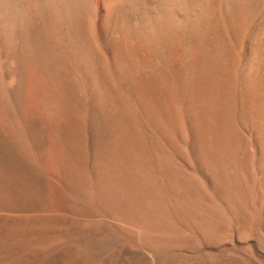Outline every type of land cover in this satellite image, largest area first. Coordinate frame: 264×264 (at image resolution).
Segmentation results:
<instances>
[{
	"label": "bare ground",
	"instance_id": "6f19581e",
	"mask_svg": "<svg viewBox=\"0 0 264 264\" xmlns=\"http://www.w3.org/2000/svg\"><path fill=\"white\" fill-rule=\"evenodd\" d=\"M254 20L248 65L255 72L237 89L224 70L234 64L227 56L233 48L223 33L207 42L198 29L218 22L238 40ZM238 102L256 153L242 143ZM135 120L150 123L168 153L183 157L189 150L223 207L203 204L202 192L193 193L199 180L173 169L164 186ZM46 128L58 132L59 142L52 148L56 175L40 188L45 219L35 235L36 260L237 264L200 252L223 241L259 242L264 233V0H0V207L16 202L18 188L4 169L7 139L18 131L35 150ZM160 160L169 169V160ZM100 213L121 227L111 234L100 223L111 228L99 237V225L83 224L81 239L51 229L68 215Z\"/></svg>",
	"mask_w": 264,
	"mask_h": 264
},
{
	"label": "rangeland",
	"instance_id": "374dc122",
	"mask_svg": "<svg viewBox=\"0 0 264 264\" xmlns=\"http://www.w3.org/2000/svg\"><path fill=\"white\" fill-rule=\"evenodd\" d=\"M234 1L238 2L239 0H234ZM150 5H152V3H150ZM145 6H146V8L149 7V5H145ZM151 7H153V6H151ZM140 15L137 18L140 17L139 19H141L142 18L141 16H143V15H141V16ZM135 20L136 19H134V21ZM135 23H138V20H136ZM92 25H93L94 29H96L99 26V18L92 19ZM198 30H199V33H201L200 37L205 38L204 40H206L207 42L208 41L211 42L215 36V33H217L218 31L223 33V36L225 37V39L227 40L229 45L233 48L232 52L228 53L227 56L230 55L228 57H230L231 59L233 56L232 60L234 61V64L231 61L228 65H226L224 67V70L229 73V75L227 77L233 82L235 88L237 87V89H240L246 83L247 80H250V78L252 76H254V73L251 71L255 72V70H252L251 68H249L248 63H249V60L251 59L250 42H251L253 36L256 34V20L253 21L252 26H250V30H248L246 33H243L242 34L243 36L241 35L238 38V40H235V38L230 33H228L226 31V29L223 27V24L220 27L218 22H212V23L204 22L199 27ZM96 49H97L96 53H97L99 65H100L103 73L107 77L108 76L110 77L111 76V74H110L111 73V65H109L108 58L106 57V55L103 53L102 49H100L99 46H97ZM26 64H29V63L26 62ZM256 64H258V59L256 60ZM257 66L258 65H254V69ZM27 69H29V68H27ZM249 69H250V71H249ZM252 73H253V75H252ZM248 77H249V79H248ZM140 79H141V77H140ZM161 79L167 80L166 77L161 78ZM123 85H125V86H123ZM123 85L120 83L119 86H120L121 90L124 92L125 100H126L125 103L129 106L130 105V103H129L130 96L127 92V89L129 86V81H124ZM157 111L158 110H154V113H156ZM236 112H237V117L240 120L239 132H240V137H241L242 143L245 144L249 150L256 153L255 152L256 145L255 146L253 145V147H255V149L252 147V145H250L254 142V134H252L253 128H252L251 124H249V123L247 124L243 120L244 110H243L242 104L239 102L236 104ZM136 121L137 120H135V123L139 124V128L141 129V132H142L146 142H148V144H150V146L152 148L151 152L153 154H151V158L153 157L152 159H153L154 168H155L157 174L159 175V178L161 177L160 180L164 186H166V187L168 186L169 178H170L169 174H170L171 170L173 169L174 174L179 175L180 177H182L185 180L187 178L188 181H192L194 183L196 180H199V182L202 185L200 184L201 185V187H200L199 183L197 181L195 184V189L193 190V193L198 192L197 188L199 189V192H202L201 194L204 196H202L200 193H199V195L202 196L201 197L202 199H204L202 201L206 202V203L202 202L203 204L207 205L208 203L211 202L210 204L218 206L219 204L223 203L221 197L219 196L218 191H216L215 186L212 184L211 180L209 179L208 173L205 171H202L199 168L198 163L196 162L193 155L190 153V151L188 149H187L188 151H186V149H185V155L183 157L168 153V151H166L165 147L163 146L164 143L161 139V136L156 131V129L150 123H148L145 120H140L139 122L138 121L136 122ZM248 127H249V129H247ZM47 129H49V128H46L45 133H43V134H42V132H44L43 130L39 131V132L37 131L39 133V136H36L37 141H38L37 145L39 148L38 149L35 148L36 151L33 149L32 146H30V144L27 143L24 136H22L18 131L15 132L13 136H11L9 138L7 137L8 139H7L6 143L7 142L8 143L6 144L7 146H6V151H5V163H4L5 167H4V169L6 171V175L8 176V180L14 179L16 181V187H18V188H15L17 191L16 192V202L11 204L7 200V202H6L7 205L5 204L4 207H0V243H1L0 244V264H46V262H47L46 260H43V259L42 260H40V259L36 260V245H35V242H36V239H35L36 236L35 235L40 232L39 229L41 228V227L40 228L38 227L39 226L38 224L40 223V221L42 219H45V216L43 215V213H41L39 211V204H40L39 202L41 200V195L43 193L40 188L42 185L45 184L46 180H48V178L51 175H56L55 162H54V156L52 154V148L59 142V136H58V132L56 133V130L55 131L52 130L54 128H51L50 130H47ZM46 130H47V132H46ZM250 137L253 138L252 139L253 142L250 140L251 139ZM248 138H250V139H248ZM246 139L248 141H246ZM249 140H250V142H249ZM247 142H248V144H246ZM253 144H255V142ZM251 147L253 148L254 151L252 150ZM186 153L187 154L189 153L190 158H188V155L186 156ZM163 158L165 160L167 159L166 160L167 162L169 160L168 164L171 163L170 167H169L170 170L168 169L167 166H164L163 165L164 162H162V160H160ZM189 159L190 160L192 159L191 162ZM160 162H162V163H160ZM168 188H169V186H168ZM202 188H205V189H202ZM169 190L171 193L170 197L173 200H175L179 197L178 192H176L175 189L170 188ZM204 190L207 193V197H206V193L204 194ZM215 192H217V193H215ZM36 193L38 194L37 198H36ZM208 193L209 194L212 193V195H209ZM208 196H210V197L207 200L206 198H208ZM211 197H214L213 199L214 200L216 199L217 203L218 202L219 203L216 204V201L212 200ZM210 200H212V201H210ZM223 205L221 204L220 207H223ZM37 213L40 215H38ZM84 218H86V216L68 215L65 219L62 220V222L58 226H52L51 229H55L59 233L64 234L68 237H71V239L72 238L76 239V237H78L77 239H81L82 236H84L83 235L84 234L83 233L84 228L82 229V226H84V225H85V227L86 226L90 227L91 225H93L92 223H94V224H96L94 226L97 227L101 223L100 225L101 226L103 225L102 227H105L104 225L107 226V224H108L113 229L116 228V231L119 227H121L120 223L116 224L115 219H113V221H114L113 222L112 218H110L109 216L107 218L106 214H102V213L87 217L86 218L87 220H85ZM88 220H91V221H88ZM95 220H97V221H95ZM82 221H83V223H82ZM84 221H85V223H84ZM43 222H45V221H43ZM102 222L104 224H102ZM68 224H70V225H68ZM89 224H91V225H89ZM51 225H52V223H51ZM100 225L98 227L101 229L102 227H100ZM78 226H81V227L79 228ZM110 226L108 227L109 229L106 227L108 229L107 230L108 232L111 228ZM106 228L105 229L103 228L104 231H103V229H101L102 231L100 229L98 230V232H99L98 236L99 237H103L108 233V232H106ZM112 228L110 230L111 234H113V231L115 232V229L112 230ZM77 230H78V232H77ZM101 232H103V234ZM100 233H101V235H100ZM110 233H108L107 235H109ZM1 239H2V241H1ZM263 239H264V233L262 234V236L260 238V241H261V242L259 241L260 243L257 241L251 242V240L247 241L248 243L244 242L242 240H236L233 242L232 241L231 242L230 241H223L220 244L221 246L217 245V246L207 247V248L203 247L200 254L203 253L201 255H204V256L209 255L208 257L214 255V256H212L213 258L217 257V260L219 259V261L224 262V263H229V262L234 263V261L237 260V264H240L239 262H242L241 264H244V263L245 264H264V245H263L264 240ZM32 244H34V245H32ZM222 244H223V246H222ZM250 249H251V251H250ZM203 251H205V252H203ZM206 252H208L207 255H206ZM209 253H211L212 255H210ZM215 253H217V254H215ZM218 254H220V255H218ZM223 254H225V255H223ZM222 255H223V257H222ZM230 255H231V257H234V258H229ZM249 255H251L252 257L250 258ZM218 256H219V258H218ZM32 257H33V259H32ZM226 258H228V262H227ZM247 259H249V260H247ZM251 259H252V261H251ZM128 261H124L122 264H134L132 261H129V263H127ZM248 261H250V262H248ZM47 264H48V262H47ZM60 264H62V263H60ZM63 264H65V263L63 262ZM234 264H236V263H234Z\"/></svg>",
	"mask_w": 264,
	"mask_h": 264
}]
</instances>
